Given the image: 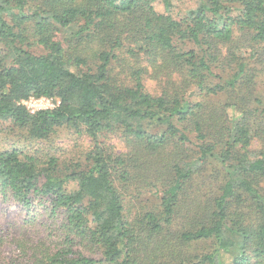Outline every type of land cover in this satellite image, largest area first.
<instances>
[{
  "label": "trees",
  "instance_id": "obj_1",
  "mask_svg": "<svg viewBox=\"0 0 264 264\" xmlns=\"http://www.w3.org/2000/svg\"><path fill=\"white\" fill-rule=\"evenodd\" d=\"M0 46V131L93 141L73 169L44 147L0 148V193L62 215L17 238L27 264H264V0H198L181 19L154 0H0ZM31 97L56 106L32 112ZM117 131L118 153L102 140Z\"/></svg>",
  "mask_w": 264,
  "mask_h": 264
},
{
  "label": "rangeland",
  "instance_id": "obj_2",
  "mask_svg": "<svg viewBox=\"0 0 264 264\" xmlns=\"http://www.w3.org/2000/svg\"><path fill=\"white\" fill-rule=\"evenodd\" d=\"M154 5L159 12L170 13L175 18L181 19L190 9L198 6V0H154ZM14 12H17V10H14ZM75 29V26L60 29L57 35L66 42V40L73 38ZM28 33L30 34L29 41L35 42L34 40L36 37L33 36L31 32ZM185 44L186 48L190 47L188 43ZM29 50L37 54L46 52L45 48L38 43L29 47ZM120 70L121 68L115 65L113 75L120 74V79L128 83L130 80L128 77V79H126V73ZM258 78V91L264 93V74L259 75ZM214 80H217V78L214 77ZM144 82L146 89L151 93L156 94L160 92V86L154 79L146 77ZM186 95L190 99H197L201 96L194 86L188 89ZM24 104L32 112L56 106V102L53 99L46 97H31L29 100L24 101ZM231 113L238 116L240 115L237 109L231 110ZM1 125L3 128L0 131V148L15 146L24 151H35L34 149L38 147H44L56 156L61 157V159L69 161L68 165H70L72 169L75 168L77 163L86 165L87 154L93 147V141L90 137L85 134H80L75 131V129L66 125L59 127L49 139L37 143L25 141L26 138L24 135L21 134L18 129L10 127L9 123L5 122ZM149 128L152 130L155 129L152 125L149 126ZM119 133V131L114 133L108 132L102 137L108 151L118 153L125 150V143L119 138ZM253 145L255 147L257 146V140L254 141ZM67 187L71 190L76 189V181H71ZM137 189L138 188L135 187L130 188L129 195H133L145 205H151L157 202V195L154 188L147 187L143 190ZM31 218L36 219L35 222H29ZM61 219V214L57 218H49L45 208L40 206L32 207L31 210L28 211L26 208L19 205L9 193L6 195L0 193V235H2L5 240L0 261L4 264H27L29 260L27 257H22L21 250L16 242L17 238L20 236L23 237L24 232L27 236L32 238L44 237L47 234V226L54 222L57 223Z\"/></svg>",
  "mask_w": 264,
  "mask_h": 264
}]
</instances>
